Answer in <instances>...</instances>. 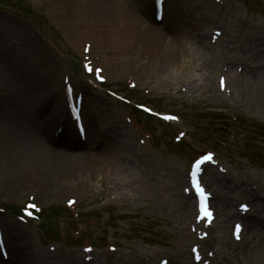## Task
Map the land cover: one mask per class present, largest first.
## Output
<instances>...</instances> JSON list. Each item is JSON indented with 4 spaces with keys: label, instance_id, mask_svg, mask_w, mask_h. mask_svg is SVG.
<instances>
[{
    "label": "rangeland",
    "instance_id": "1",
    "mask_svg": "<svg viewBox=\"0 0 264 264\" xmlns=\"http://www.w3.org/2000/svg\"><path fill=\"white\" fill-rule=\"evenodd\" d=\"M95 1V6L99 8L97 1L100 0ZM172 1L166 2L163 21L154 23L151 0L147 5V14L135 8L136 0H119L122 9L134 10L135 18L142 24L140 27L145 28L142 43L139 42L143 50L139 54L135 50L111 46L110 41L106 40L108 37L103 35L101 30L107 28V31H114V21L110 18L109 11L104 10L101 19L97 14H90L87 21L78 18L82 12L77 1L0 0V63L8 66L12 72L11 75L0 64V118H4L7 123L5 126L0 123V144H12L14 147L18 141L30 139V135L40 137L44 130L51 136L59 117L49 116L48 113L52 109V115L57 114L60 109L64 110L65 106L62 75L70 77L76 86L88 89L82 81L84 78L78 66L82 43L91 42L89 36H92L98 50L100 47L106 50L97 63L105 68V87L117 90L118 84L122 88H118L117 92L129 95L134 101L145 102L144 104L160 112L179 114L186 120L187 127H183L189 133V138L185 140L189 149L190 138L195 143L204 144L215 139L222 141L224 129L228 125L227 118L235 114L239 120L236 127L237 140L228 153L232 161L235 160L234 171L240 174L251 173L260 181H264V137L251 128H258L259 125L264 128V116L258 113L255 105L240 102L236 97L225 101L221 95L217 96L215 77L220 73L221 59L215 60V68L209 71L202 64L194 63L195 60L189 54V44L201 39V35L204 34V43L206 42V29L211 25L213 15L221 7L216 9L212 0H182L176 4V11L171 7ZM237 1L243 4L241 0ZM246 4H251V1L247 0ZM258 6L260 5L256 4L254 8ZM175 11L178 13L179 23L171 25L176 16ZM222 11L228 13L226 9ZM189 12H194L196 18L189 19ZM232 13L245 19L252 16L245 17L242 9L237 10L234 7ZM198 16L200 20L197 19ZM227 16L231 18L229 14ZM229 29L235 35L241 36V43L244 42L243 37H247L245 33L239 29ZM82 31H91L92 34L88 37L80 36ZM158 31L176 43L177 50L173 51L171 62H168L167 58V63L165 59L161 60L165 52L162 50L163 42L155 39L164 36H157ZM184 37L188 38V42ZM258 38L259 36H254L253 39ZM122 39H126V36ZM136 43L138 42L135 41L134 44ZM260 47L259 43L258 49ZM156 48L161 52L160 59L158 58L160 62L153 59V50ZM204 49L205 51L201 49V53L207 51L205 47ZM94 53L92 51L91 56ZM259 54L264 56V48L259 50ZM126 77H130L137 84L138 91L135 94L124 92L123 82ZM181 87L186 88L185 93L180 91ZM142 90H148V94L142 95ZM87 91L84 106L85 110L90 107L92 111L88 112L89 119L86 118L88 114L85 112L82 116L92 139L89 138V142L85 144L93 151L97 141H100L103 146L98 148L100 151L93 157H109L110 162L102 166L97 161L94 163L91 160L93 157H85V170L75 171L66 165L51 176L45 175L43 180L37 176H21L15 173L17 170L11 173L5 171L0 175V208L3 209L0 220L6 248L13 232L18 234L16 237H20L18 239H21L23 250L27 254L21 260L22 264H28L30 259L35 264H39L38 259H43V264H59L67 259L82 264L76 247L77 242L71 239L57 240L58 230L65 229L69 233L74 226L64 211L63 200L75 198L79 203L82 220L86 221L88 217H92L96 223L92 232L87 231L88 226H85L83 231L92 233L97 241H111L119 247L116 264H144L151 259L155 260L157 256L178 254L180 249L184 248L181 245L177 247L178 242H184L186 248L187 223L179 221L180 216L175 213L179 204L176 194L179 193L180 183L174 184L169 175L173 171L172 167L183 171L191 153L182 145L169 146V136L177 126L172 129V126H161L154 119L150 118L148 121L145 118L146 128L153 131L158 143L155 144V140L151 142L149 155L140 157L136 136L123 118L127 107L109 98H97L95 92ZM189 101H192L191 105ZM207 116L212 117L210 124L204 120ZM38 117L40 118L37 119ZM64 117L63 123H68L71 129L67 114ZM138 118L144 119V116ZM217 128L223 135L216 132ZM67 142L68 140L63 138L59 141V148L67 147ZM213 143L219 156H225L223 143ZM70 144L73 145L72 142ZM39 146L47 153L46 158L52 160L51 153L42 142ZM192 150L195 151L194 147ZM77 151L76 148L75 151H70V156L75 155ZM244 156H249L250 163L245 162ZM118 160L121 163L119 170L127 178L113 174L112 170ZM23 165L22 172L31 174V165ZM129 176L134 180L128 179ZM66 180L70 182L63 187L62 182ZM172 193H175L177 201L172 198ZM31 195L44 210L47 206L58 210L59 216L52 230L49 229V234L42 232L40 227L54 218L53 214L46 218V213L50 210L46 211L44 219L31 222L29 227L21 224L15 217L18 207ZM110 195L115 196L114 201L110 200ZM234 203L235 201L232 202V207H235ZM107 209L111 215L110 220H107L105 215ZM59 224L63 228H59ZM229 224L230 220L227 223V232ZM261 227L264 233V221L261 222ZM183 232L184 237L180 238ZM13 243L15 244L14 241ZM49 245L54 247L53 252L48 250ZM172 245L176 248L172 249ZM8 263H13L12 258Z\"/></svg>",
    "mask_w": 264,
    "mask_h": 264
},
{
    "label": "bare ground",
    "instance_id": "2",
    "mask_svg": "<svg viewBox=\"0 0 264 264\" xmlns=\"http://www.w3.org/2000/svg\"><path fill=\"white\" fill-rule=\"evenodd\" d=\"M66 2L72 1V2H78V7L81 10L82 14L78 15V18L80 19H85L88 21V18H90V14L92 15H98L101 17L102 12L104 10L109 11L111 14V19L114 21L113 22V29L114 31H107L106 30H101L103 35L108 37V41H110L111 46L117 47L120 46V48L127 49L129 51L135 50L136 53H141L143 50L142 44H139V42L142 43V38H144V32L145 28L140 27L142 25L140 22H138V19L135 18V13L134 10L129 9V8H121L119 0H100L97 1V3L100 5L99 8L95 6V0H65ZM153 3V0H151ZM182 0H173L171 2V7L176 10V4H178ZM148 2L149 0H136L135 8H137L138 11L142 12L143 14L149 13L148 9ZM96 3V4H97ZM177 11V10H176ZM175 11V12H176ZM194 12H189L187 13V16L189 19L191 18H196ZM165 15V8L163 9L162 13V19L163 16ZM178 13L176 12V16L171 22V25H178L179 19H177ZM83 19V20H84ZM200 20L199 16L197 18ZM250 22V21H249ZM196 23V22H195ZM95 25L99 26V24L94 23ZM144 26V25H143ZM253 26V25H252ZM140 29V31H139ZM94 31V30H93ZM91 31H82L79 34L81 36H86L91 35ZM126 36V39H122L123 36ZM160 35H163L164 37H161ZM157 36H160L156 38L155 40H161L163 43V48L162 50H165L164 52V57L161 58L163 61L165 58H167L168 62H171V59L173 58V51L176 52V43L171 39L167 38L165 34L158 32ZM156 36V37H157ZM92 40L93 37L89 36ZM202 37V36H201ZM164 38H167L164 40ZM233 39H235V36H232ZM184 40L188 42V38L184 37ZM232 41V39H230ZM138 42L134 44V42ZM92 42V41H91ZM166 42V43H165ZM165 43V44H164ZM252 43V48L254 49V53L249 50L247 54V50L243 48H238L237 50L241 54V59L244 64V81L241 83H238L236 81L235 76L229 75V81L232 84V87L234 89V95L241 101L247 102V104L255 105L258 113L263 117L264 116V56H259L258 53V46L259 43L261 44V47L259 50H262L264 48V41L259 42L258 39L254 40ZM250 43V44H251ZM249 44V42H248ZM190 45V50L189 54L193 60H195L194 63H199L204 66V68L208 69L209 71L213 70L215 68V59L217 57H209L203 53H201V44L199 41L194 42V44H189ZM175 46V47H173ZM155 47V45H154ZM232 46H230L228 43L222 46L223 54L226 52L229 53L230 49ZM154 55L153 59L154 61H159L160 57V50L159 48L154 49ZM159 58V59H158ZM190 59L191 63H193V60ZM262 59V60H261ZM167 60L165 59V63H167ZM160 62V61H159ZM252 62H257L256 66ZM2 67L8 71L9 73L12 72L10 71L9 67L4 65L3 63H0ZM116 64V63H115ZM48 73V72H47ZM81 111L87 113V119H89V111H92L90 107L86 108L83 103V106L81 107ZM49 116H54V117H59V120L62 121L63 117L65 116V111L63 109H60L57 114L52 115V109L48 113ZM38 117L37 119H39ZM58 120V121H59ZM57 121V122H58ZM0 123L1 125L5 126L7 123L4 120V118H0ZM47 123V122H46ZM43 127H48L47 125H43ZM55 128V127H54ZM52 129V131L54 130ZM64 133V134H63ZM64 129H62L61 135L64 137L66 134ZM30 139H27L25 141H18L16 146H12L9 144H0V175H2L5 171L8 173H11L14 170H17L15 173L19 174L21 176H28V177H35L37 176L38 179L43 180V177L46 176H51L55 171L59 170L61 171L66 165L69 167L71 166L72 169L75 171H81L85 170V157H88V155L85 152H82L78 155L75 156H68L65 154L66 151L72 150L70 147L64 148L62 150L59 149H53V147H57V143L50 138L48 131L44 130V134H42L43 137L40 138L39 135L32 136L30 135ZM68 140L69 138L72 137V134L68 132ZM47 138L49 141H47ZM40 142L47 148V151L51 153V159L49 160L46 158L47 153H45L44 150L39 146ZM66 147V146H65ZM83 149V147H82ZM84 151V150H83ZM89 158V157H88ZM46 160V162H45ZM99 162L102 164V166L108 164L110 162L109 157H99L97 156L96 159L93 161L94 163ZM29 164L31 165V174H26L23 173L22 171L24 170L23 164ZM120 161L118 160L116 162L115 168L112 170L113 174L117 175L118 177L124 178L127 176H124V174L119 170L120 166ZM57 167H59L57 169ZM70 167V168H71ZM173 171L170 172L169 177L172 179V182H176L177 180L181 181L182 177V170L179 171L172 167ZM122 170V168H121ZM224 177H219L217 173H210L206 176V181L213 183L216 185L219 189V191L214 193V203L218 209V216H220L218 225L216 226L215 229V236L217 237L216 240H214V237L212 236L208 241H205V243H208L209 241H214L217 243L221 248H228L230 246L234 247V244L231 243L230 239L228 238L226 234V225L228 223V220L232 218L235 215L237 216V212L233 211L232 208L230 207L229 200H232L234 198H239L240 195L242 194H247L254 198V205H255V210L256 214H251L249 216L245 217V224L246 228L250 231L249 235V240L245 244H241L238 246V251L239 255H241V259L236 261L234 264H264V244L262 242L261 234H264L261 231V222L264 221V202L263 201H258L256 193H252L244 184L242 183H234L232 182H227L226 180H223ZM128 179L134 180L131 176H129ZM70 182V181H69ZM69 182L66 180V182H62V186L66 187ZM30 185V184H29ZM12 186V185H11ZM10 186V188H11ZM129 186H133V184H129ZM12 189V188H11ZM22 189V188H21ZM172 198L175 199L174 194L172 193ZM212 198V199H213ZM175 201H177L175 199ZM180 201V199H179ZM175 203V202H174ZM183 203V204H182ZM189 204L184 205V200L181 199V202L178 204V207L176 209V204L175 209L183 215V217H187L189 213ZM171 208H172V203H171ZM261 212L262 215L258 214V212ZM187 219V218H186ZM18 234L16 233H11L10 234V239L7 241V246H8V251L10 256H12V261L14 264H22L21 260L27 256L25 251L23 250V245L21 239L19 240L16 237ZM16 238V240L14 239ZM15 242V244L13 243ZM261 244V245H260ZM217 246V245H216ZM218 249V248H217ZM221 254H223V251L219 249V252L215 255L213 261L214 264H227V259L222 257ZM43 259L39 261V264H43ZM12 263V264H13ZM28 264H35V262L30 259ZM62 264H71V262H63ZM73 264V263H72ZM178 264H185V263H178Z\"/></svg>",
    "mask_w": 264,
    "mask_h": 264
},
{
    "label": "snow or ice",
    "instance_id": "3",
    "mask_svg": "<svg viewBox=\"0 0 264 264\" xmlns=\"http://www.w3.org/2000/svg\"><path fill=\"white\" fill-rule=\"evenodd\" d=\"M204 159L208 160V159H210V157H205ZM199 163H200V161H197V164H199ZM192 176H193V180H195V172L192 173ZM197 190L200 191L201 195H203V190L200 188L199 185H197ZM242 207H246V206H242ZM239 229H240V226L237 225L236 226V231L239 232Z\"/></svg>",
    "mask_w": 264,
    "mask_h": 264
}]
</instances>
